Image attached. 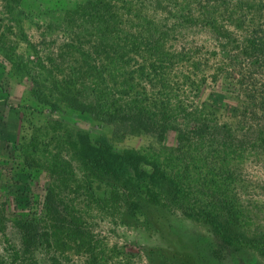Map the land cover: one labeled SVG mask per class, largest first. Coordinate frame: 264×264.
<instances>
[{
    "label": "rangeland",
    "instance_id": "374dc122",
    "mask_svg": "<svg viewBox=\"0 0 264 264\" xmlns=\"http://www.w3.org/2000/svg\"><path fill=\"white\" fill-rule=\"evenodd\" d=\"M35 3L38 8H26L12 0L13 18L6 0H0V264H21L15 252L21 248L20 232L36 237L26 263L264 264V145L234 159L231 184L224 162L217 188L207 194H199L201 187L194 188L191 181L189 194L180 201L168 183H149L160 202L146 197L145 190L133 202L120 181L82 158L74 132L86 130L93 138L103 132L118 149L149 153L151 139L114 134L94 116L70 109L67 101L61 100L59 114L51 112L58 92L52 81L72 75L73 69L85 71L95 42L77 41L72 31L84 37L95 31L85 21L77 31L63 10H42L45 1ZM170 9L150 6L148 12L169 23L174 20ZM228 28L233 36L246 35ZM177 30L181 33L167 45L178 50L196 46L202 54L216 50L211 29L185 24ZM93 75L92 81L95 70ZM233 87L220 82L222 100H233ZM232 113L226 109L220 121L234 123ZM171 141L164 142L165 160L178 154H168ZM205 201L215 205L206 207L215 214L212 220L192 215Z\"/></svg>",
    "mask_w": 264,
    "mask_h": 264
},
{
    "label": "trees",
    "instance_id": "16d2710c",
    "mask_svg": "<svg viewBox=\"0 0 264 264\" xmlns=\"http://www.w3.org/2000/svg\"><path fill=\"white\" fill-rule=\"evenodd\" d=\"M38 1H45L42 10H63L74 28L85 21L95 31H88L89 37L72 31L77 41L95 42L87 61L85 57V71L73 69L72 75L52 81L58 92L50 102L51 112L59 114L61 100L67 101L70 109L94 116L114 134L151 139L149 153L118 149L103 132L94 138L86 130L74 132L82 158L120 181L123 194L133 202L141 190L160 202L149 183H168L180 201L189 194L186 185L191 181L194 188L201 187L199 194H207L211 187L217 188L216 176L224 162L225 179L231 184L234 159L248 148L264 145V77H256L264 71V0ZM10 2L6 0V6L14 18ZM19 2L26 8L39 5L35 0ZM150 6L171 8L173 13H168L174 20L157 19L148 12ZM185 24L211 29L216 50L203 47L202 54L196 46L178 50L167 45ZM229 25L246 35L233 36ZM221 81L234 86L231 102L222 100L217 91ZM226 109L233 112L234 123L220 121ZM165 141L174 145L168 154L178 151L169 160L161 155ZM206 207L215 205L205 201L201 208L194 207L192 215L212 220L215 214ZM20 238L21 248L15 251L20 263L36 264L25 262L33 256L35 235L20 232Z\"/></svg>",
    "mask_w": 264,
    "mask_h": 264
}]
</instances>
